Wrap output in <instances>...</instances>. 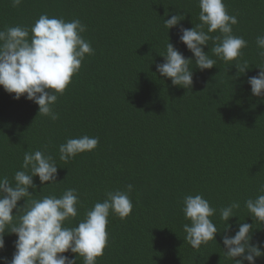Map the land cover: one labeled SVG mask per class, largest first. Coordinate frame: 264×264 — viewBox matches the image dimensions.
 Returning a JSON list of instances; mask_svg holds the SVG:
<instances>
[{
	"label": "trees",
	"instance_id": "trees-1",
	"mask_svg": "<svg viewBox=\"0 0 264 264\" xmlns=\"http://www.w3.org/2000/svg\"><path fill=\"white\" fill-rule=\"evenodd\" d=\"M224 3L238 19L233 34L248 41L241 62L250 68L237 77L234 65L213 55L210 41L204 50L216 66L201 71L193 61L194 85L187 90L160 77L156 65L164 62L160 54L168 39L186 58L193 56L179 41V29L168 32L164 19L185 12L181 24L192 28L200 23L198 0H23L19 7L0 0V30L17 25L30 30L45 13L87 25L83 35L95 55L86 56L58 97L59 119L41 116L33 101L16 100L0 86V176L11 180L22 170L25 152L53 155L58 183L40 190L34 177L33 198L77 189L79 216L69 227L102 202L106 191L132 184V214L124 220L110 215L109 245L97 264H236L225 256L219 212L234 201L240 208L229 219L228 234H235L238 223H249L251 243L264 242V224L254 222L244 206L264 184V98L253 96L247 84L260 71L257 66H264L256 45L264 34V0ZM83 135L99 137L97 148L61 161L59 145ZM196 194L217 209L211 219L220 230L216 241L199 249L185 239L183 225L190 222L181 210L183 198ZM16 239L6 234L0 255L10 260ZM256 264H264V257Z\"/></svg>",
	"mask_w": 264,
	"mask_h": 264
},
{
	"label": "clouds",
	"instance_id": "clouds-1",
	"mask_svg": "<svg viewBox=\"0 0 264 264\" xmlns=\"http://www.w3.org/2000/svg\"><path fill=\"white\" fill-rule=\"evenodd\" d=\"M198 2L200 23L192 28L181 24L185 12L164 19L168 32L173 27L179 29V41L193 56L186 58L168 39L166 53L160 54L164 62L156 65L160 77L170 78L173 86L187 90L194 85L193 61L201 71L216 66V60L204 50L210 41L213 55L229 66L234 65L237 77L250 68L247 61L241 62L248 41L233 34L238 19L228 13L224 0ZM22 3L23 0H11L13 7ZM86 31L87 25L78 18L66 21L46 13L39 16L30 30L19 25L6 26L0 30V86L14 94L16 100L24 96L33 101L39 106L41 116L52 121L59 119L54 111L58 97L64 95L73 76L80 72L86 56L95 55L91 42L83 35ZM256 45L259 56L264 57V34L256 37ZM257 67L260 71L248 77L247 84L253 96L264 98V66ZM98 144L99 137L68 138L59 145V159L67 163L78 154L95 150ZM21 168L11 180L6 175L0 176V252L5 250L6 234L17 236L12 258L0 255V264H76L78 257L83 259V264H97V258L104 255L109 245L110 215L124 220L132 214L133 185H126V190L106 191L102 202H95L78 225L69 227L79 216L81 201L77 189H65L60 196L33 198L37 189L34 177L39 178L40 190L46 184L58 183V165L53 155L41 150L25 152ZM30 188L34 191H29ZM259 193L245 200L244 206L254 222L264 224V184L260 185ZM239 208L240 203L234 201L219 210L225 223L222 237L225 256L236 264L245 261L256 264L257 258L264 257V242L251 243L253 224L238 223L235 234H228L232 228L229 219L237 216L235 210ZM181 210L190 222L183 225L185 239L194 249L216 241L220 230L211 217L217 209L202 194L186 195ZM65 253L75 255L70 257Z\"/></svg>",
	"mask_w": 264,
	"mask_h": 264
}]
</instances>
